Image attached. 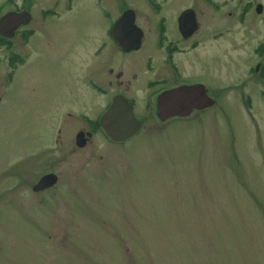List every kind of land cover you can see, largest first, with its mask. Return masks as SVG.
<instances>
[{"label": "rangeland", "instance_id": "1", "mask_svg": "<svg viewBox=\"0 0 264 264\" xmlns=\"http://www.w3.org/2000/svg\"><path fill=\"white\" fill-rule=\"evenodd\" d=\"M156 1L168 14L195 6L221 35L204 30L202 46L216 62L204 73L222 86L217 103L166 121L145 114L126 142L98 129L78 145L90 129L84 115L97 120L103 109L88 87V70L101 65L92 49L103 10L151 2L0 0L3 11L27 6L33 15L26 62L0 103V264H264V0H216V15L200 6L210 0ZM5 53L0 47V71ZM108 65L109 74L129 70L122 58ZM48 172L57 185L35 191Z\"/></svg>", "mask_w": 264, "mask_h": 264}, {"label": "flooded vegetation", "instance_id": "2", "mask_svg": "<svg viewBox=\"0 0 264 264\" xmlns=\"http://www.w3.org/2000/svg\"><path fill=\"white\" fill-rule=\"evenodd\" d=\"M99 1L103 2V0ZM149 1L151 2L149 5H127L125 3L117 5L115 11H110L107 8L103 10L106 23L104 28L101 29L102 39L97 43L98 46L96 45L92 49L93 59L100 57L101 65L97 66L96 63H93L94 68L90 67V70H88L89 92L92 95H98L96 97H101L103 101V109L99 113L100 115L112 103L114 96L122 94L133 103L136 115L142 120L143 124L147 120V115L145 114H149L152 117L156 115L159 119L162 117L168 119L184 118V116L171 114L166 116L167 113L164 110V106L166 107L168 104L160 102L163 93L175 90L184 86V84L203 83L207 87L208 92L212 93L211 95L216 98V103L220 97L218 93L222 86L212 84L204 73L205 69L215 68L216 62L213 55L210 53L205 54L202 50L204 48L202 46L205 43L204 30H209V38L214 40L221 36L219 32L214 30V28H205L206 26L210 28V24L203 26V14L199 13L195 6L185 7L179 12L175 11L174 7L171 6V12L168 14L164 12L166 5L161 2L158 3L156 0ZM197 1L199 2V0ZM210 1H213L214 4L199 3L202 8L216 15L220 12L222 6L221 4H215L216 0ZM249 3L250 1L246 2L244 8ZM24 9L30 11L27 6L13 10ZM202 11L204 12V10ZM2 12H0V16L4 13ZM31 21L32 18L30 21L18 26L15 29L14 36L3 35L0 32V47L6 49L3 60L8 65L0 71V103L5 101V87H8L13 82L16 72L26 62L28 41L32 36V31L27 29V26ZM169 22L171 23L170 27L168 25ZM22 33L23 40L20 43H14L13 39L16 35L18 37ZM105 49L106 54L101 56L100 54ZM197 49H199L198 52L196 51ZM140 50L143 51L141 60L137 58V62L129 58V54ZM117 52L120 54H117ZM194 53H197V57L192 55ZM115 57L127 60V69L129 70L122 69L115 71L116 75L109 74V70L114 72L115 69L114 67H109L108 63ZM0 62H2L1 57ZM134 63H137L138 66L133 65ZM196 64H199L200 69L203 70L202 76H188L185 70L187 65L193 66ZM102 67L107 69V74L103 75V71L100 70ZM136 69L141 71L136 73ZM251 70L252 67H250L249 71ZM120 75L127 76L126 86L119 83V77L117 76ZM230 86L234 87L236 85L232 83ZM71 109L73 107L65 109L69 115L73 113ZM84 116L86 121L90 123V129L81 131L82 135H80L79 140L83 144L100 129L99 127H94L95 120L86 115ZM43 176L44 174L40 179ZM40 179L33 186L37 192L55 187L60 177L56 184L45 187L38 185Z\"/></svg>", "mask_w": 264, "mask_h": 264}, {"label": "water", "instance_id": "3", "mask_svg": "<svg viewBox=\"0 0 264 264\" xmlns=\"http://www.w3.org/2000/svg\"><path fill=\"white\" fill-rule=\"evenodd\" d=\"M258 11L262 10L259 5ZM31 13L27 10H11L0 16V30L13 36L15 29L22 23L30 21ZM160 102L168 104L164 106L167 114H189L194 107L203 108L211 105L214 99L208 95L203 84H184V86L170 90L161 95ZM100 125L114 140H125L136 133L142 125L140 119L134 114L132 104L124 97H116L108 109L100 118ZM78 143L83 144L81 140ZM58 179L55 173L45 174L38 185L45 187L54 184Z\"/></svg>", "mask_w": 264, "mask_h": 264}, {"label": "trees", "instance_id": "4", "mask_svg": "<svg viewBox=\"0 0 264 264\" xmlns=\"http://www.w3.org/2000/svg\"><path fill=\"white\" fill-rule=\"evenodd\" d=\"M0 12H1V7H0ZM97 126H98V124H97Z\"/></svg>", "mask_w": 264, "mask_h": 264}]
</instances>
